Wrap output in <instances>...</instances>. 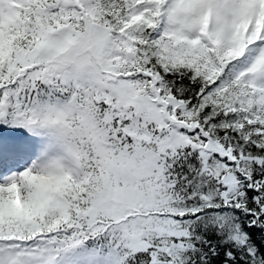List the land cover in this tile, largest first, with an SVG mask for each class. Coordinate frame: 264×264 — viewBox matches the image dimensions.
<instances>
[{
  "label": "snow or ice",
  "instance_id": "obj_1",
  "mask_svg": "<svg viewBox=\"0 0 264 264\" xmlns=\"http://www.w3.org/2000/svg\"><path fill=\"white\" fill-rule=\"evenodd\" d=\"M0 264H264V0H0Z\"/></svg>",
  "mask_w": 264,
  "mask_h": 264
}]
</instances>
